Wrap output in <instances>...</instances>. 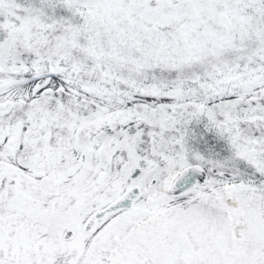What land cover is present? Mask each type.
<instances>
[{
    "label": "snow or ice",
    "instance_id": "obj_1",
    "mask_svg": "<svg viewBox=\"0 0 264 264\" xmlns=\"http://www.w3.org/2000/svg\"><path fill=\"white\" fill-rule=\"evenodd\" d=\"M0 264H264V0H0Z\"/></svg>",
    "mask_w": 264,
    "mask_h": 264
}]
</instances>
